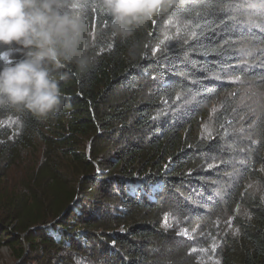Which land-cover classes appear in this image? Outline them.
Instances as JSON below:
<instances>
[{"label":"trees","instance_id":"1","mask_svg":"<svg viewBox=\"0 0 264 264\" xmlns=\"http://www.w3.org/2000/svg\"><path fill=\"white\" fill-rule=\"evenodd\" d=\"M239 1L173 0L123 40L101 0H71L89 70H59L46 117L0 106V248L17 264H264V33L233 30ZM9 47L0 67L23 58Z\"/></svg>","mask_w":264,"mask_h":264},{"label":"clouds","instance_id":"2","mask_svg":"<svg viewBox=\"0 0 264 264\" xmlns=\"http://www.w3.org/2000/svg\"><path fill=\"white\" fill-rule=\"evenodd\" d=\"M112 17V29L123 40L162 11L173 0H101ZM71 0H0V46L20 51L23 58L0 67V106L9 105L46 117L63 104L59 70L75 65L89 70L92 41L81 16L69 11ZM133 45L130 55H135Z\"/></svg>","mask_w":264,"mask_h":264},{"label":"rangeland","instance_id":"3","mask_svg":"<svg viewBox=\"0 0 264 264\" xmlns=\"http://www.w3.org/2000/svg\"><path fill=\"white\" fill-rule=\"evenodd\" d=\"M236 3L238 7L236 12L239 13V18L234 17V19H232L234 22V24L232 25L233 30H238V31H240V29H243L245 31L257 30L264 33V26L259 24L257 19V17H259L264 10L260 6V4L255 0H240L239 2ZM243 54L245 55L243 56L244 57L243 66L245 67V69H249L251 68L252 64L253 66H255L256 65L255 63L259 62V59H254L256 53L252 50L251 45H244ZM250 93L254 95L255 91L251 90ZM256 97H257V103H259L260 105L258 107L261 109V111L258 110V112L260 113V115L264 114V97L262 99L260 98L261 99L260 101H258L260 94H256ZM239 129L242 134H245L247 137H249L246 128L244 126H241ZM238 162H244V161L240 159ZM11 181L14 182V184L15 183L17 184L15 174L12 176ZM17 262L15 256L12 254V251L9 248L6 247L0 248V264H17Z\"/></svg>","mask_w":264,"mask_h":264},{"label":"snow or ice","instance_id":"4","mask_svg":"<svg viewBox=\"0 0 264 264\" xmlns=\"http://www.w3.org/2000/svg\"><path fill=\"white\" fill-rule=\"evenodd\" d=\"M166 39H170V37H166ZM234 82H239V78L237 77L236 81H234ZM213 111H215V109ZM184 234L187 235V231L186 230H185ZM216 264H219V261H217Z\"/></svg>","mask_w":264,"mask_h":264}]
</instances>
